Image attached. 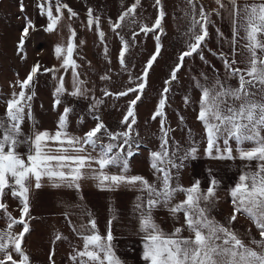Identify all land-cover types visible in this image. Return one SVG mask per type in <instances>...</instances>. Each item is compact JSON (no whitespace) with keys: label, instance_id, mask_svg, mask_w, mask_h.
I'll return each mask as SVG.
<instances>
[{"label":"snow or ice","instance_id":"6c2138e0","mask_svg":"<svg viewBox=\"0 0 264 264\" xmlns=\"http://www.w3.org/2000/svg\"><path fill=\"white\" fill-rule=\"evenodd\" d=\"M213 2L217 7L208 10L200 0H186L190 8V13L186 15H191L187 27L186 50L180 53L170 77L164 81L152 116L153 120L160 117L161 135L159 148L149 152V166L154 176L151 182L142 175L129 173L130 159L141 147L132 135L137 123L134 108L146 88L149 70L161 52L164 16L162 7L151 26L139 24V32L132 33L133 38L140 32L145 35L149 32L156 33L155 52L147 60L141 75L136 78L138 82L135 87H128L117 93L103 90L104 96L115 97L137 93L129 102L120 122L125 126L124 130H110L97 115L93 117L96 121L94 127L83 136H74L67 130L71 108L65 106L59 115L55 132L34 128L31 134L24 133L22 125L25 118L32 119L31 102L36 95L34 78L41 70L53 74L56 81L52 93L53 108L62 103L61 96L64 94L77 97L85 96L88 92L83 87L84 81L79 78V65L73 59L76 32L70 25L66 44L61 42L54 47V54L61 61L59 68L43 67L37 61L23 80H16L12 87H19V92L12 91L4 101V114L0 115V201L5 192L10 190L13 199L19 200L20 217L17 219L7 214V205L0 202V210L5 211L8 220L6 228L0 229V264H30V258L22 247L25 234L30 231L25 217L30 211V192L33 187L41 188L44 178H47L52 187L63 186L77 191L80 190V181L83 179H92L101 190H115L122 186L135 190L138 195L133 202V211L137 215L142 248L140 258L144 264H264V0H227V4L225 0ZM139 3L140 0H135L115 22L110 21L114 32L125 21L137 23L135 13ZM155 5L161 6V0H155ZM37 7L42 15L46 13L49 21L43 30L56 31L62 17L61 8H67V5L56 0L55 16L50 0H42ZM225 7L231 13L233 21L232 52L230 55L212 52V55L222 60L225 76H215L209 80L202 73L205 82L196 80L195 87L200 91L196 119L204 129L205 156L245 162L234 186L229 189L232 214L226 224L211 216L219 187V181L211 169L208 170L206 190L202 188L199 179H195L187 187L179 183V169L184 166L185 160L196 158L198 142L191 140L189 147L180 154L179 142L174 141L169 136L170 129L165 128L163 111L171 83L177 79L185 58L198 54L207 63L203 48L209 35L208 26L212 24L211 16L219 15L220 10ZM20 8L21 11L24 10L23 3ZM68 12L69 19L77 15L71 9ZM25 21L17 44L18 54L24 49L30 29L36 30L31 20L25 17ZM87 25L89 29L95 25L97 35L101 43H104L100 18L93 15L92 9L88 10ZM217 35L223 36V33L217 29ZM120 41L122 46L118 60L121 67L127 70L125 53L129 44L124 37H120ZM104 52L107 55V46ZM69 68L73 77L72 91L65 86V76L56 75L61 69L67 71ZM101 79L108 80L110 77L105 75ZM233 79L237 81L235 86L230 83ZM132 80L130 76L129 82L132 83ZM183 101L185 104L192 103L190 96H185ZM101 103L102 100L95 99L91 109L95 111ZM183 119L180 116L181 122ZM188 134L191 137L190 129ZM21 145H27L28 150L19 152L17 149ZM111 168H116L117 171L112 172ZM180 193L184 199L177 200ZM161 208L167 210L169 216L178 222L182 214L183 222L174 226L170 232L164 230L154 215ZM238 213L245 215L254 224L259 234L258 239L251 234V230L244 236L234 230L232 224ZM65 215L67 218V213ZM87 215L90 217L91 214ZM111 223L109 220L106 235H101L94 218H89L87 223H81L79 227L70 221L73 231L83 241L82 247H74L69 255L73 264H123L115 252ZM16 225L23 226L19 232L14 231ZM185 231L189 233L188 236L183 235ZM61 238L59 234L55 235V240ZM13 253L19 259L14 258ZM49 260H52V255Z\"/></svg>","mask_w":264,"mask_h":264},{"label":"rangeland","instance_id":"374dc122","mask_svg":"<svg viewBox=\"0 0 264 264\" xmlns=\"http://www.w3.org/2000/svg\"><path fill=\"white\" fill-rule=\"evenodd\" d=\"M120 8L119 14L112 19L114 21L125 11L129 6L135 3V0H119ZM200 2L211 10L217 6L213 0H200ZM23 3L24 10L21 11L20 4ZM39 0H0V115L4 114L5 103L12 91L19 92V87L13 89L12 85L15 84L17 79L23 80L21 70H28L30 68L28 62L30 57L26 46L32 43L34 46L43 47V61L41 64L46 67L47 64V51L45 41L42 40L40 33V22L42 21L41 15L32 9V6L38 5ZM162 7L164 16L162 19L163 33L161 35L160 44L161 52L157 60L149 70L147 77L146 88L143 91L142 98L137 102L134 108L137 123L134 125L132 132L133 137L143 147H149L140 150L139 153L130 159V165L138 164L141 166L149 165V154H144L143 151L150 152V150H157L160 145V117L155 120L152 119L153 113L156 109L160 93L164 87V81L170 77L172 68L177 63V58L180 53L186 50V42L188 40L187 27L190 23L191 15L189 5L186 0H161V6L155 5V0H140L136 8L135 20L136 24L124 22L123 26L117 29L114 33L113 49L111 52L110 65V79L107 82V90L112 93L124 91L128 87H135L138 82L136 80L144 69V66L149 57L155 52L156 41L154 36L156 33L149 32L147 35L140 32L133 38V31L139 32V24H146L151 26L159 10ZM199 7V4L197 5ZM99 12V11H98ZM114 13L108 8L105 14L109 15ZM25 17L32 21L36 30L30 29V35L25 40V46L22 52L18 54L17 44L19 42L21 31L26 23ZM212 24L208 26L209 35L206 38V46L203 48V54L207 63L200 59L198 54H193L184 60L183 66L177 73V79L171 83L170 91L167 94V101L164 111L165 128L170 129L169 136L179 142L181 146L180 154L189 147L191 140L197 141V147L205 148L206 141L204 139L203 125L196 119L199 111L198 101L200 98V91L195 87L196 80L204 83L205 74L209 80L215 76L224 77L225 69L222 60L218 56L212 55V52H224L231 54V49L225 48L220 45V37L217 35L219 26V15L213 14L211 16ZM119 33V35H117ZM120 37H124L128 41L129 47L125 53L126 69L121 67L118 60L119 52L121 49ZM31 45V44H30ZM115 46L117 49H115ZM211 50V52L209 51ZM25 54V55H22ZM23 57V59L21 58ZM27 63V64H26ZM43 71V70H42ZM44 72V71H43ZM44 74H46L44 72ZM27 74H25L26 77ZM132 77V83L129 82V77ZM44 77H46L44 75ZM195 78V80L193 79ZM42 83H34V90L42 91L47 97H41L36 104L32 103V119L25 118L23 124L33 122L37 123H50L55 124L58 122L59 115L63 112L65 106L71 108L68 114V120L72 126H78L88 131L95 126L93 117L95 112L101 110L104 117L108 120L121 121L123 115L127 111L129 102L135 98L137 93H129L124 97L104 96L102 94V109L95 111L91 110L88 106L80 103L77 100H68L62 98V103L56 108H53V95L48 88L47 81L43 80ZM232 85H236L235 79L231 80ZM37 94V93H36ZM190 96L192 103L185 104L183 98ZM43 112V115L40 109ZM180 116H183V122L180 121ZM72 118V119H71ZM74 118V119H73ZM28 122V123H26ZM124 125L121 126V131L124 130ZM189 129L191 130V137H189ZM235 146V144L233 143ZM247 146V145H246ZM137 160V162H136ZM191 160H185L184 166L179 169V183L185 187L195 180L199 179L202 182V188L208 187V170L204 165H200L199 170L195 172L192 169ZM189 166V168H188ZM204 169V170H202ZM175 172V170H173ZM230 187L217 188V199L211 209V216L221 223H227L228 218L232 214L231 197L229 195ZM177 200L184 199L182 193L178 194ZM6 213L12 217L19 219L20 207L15 203L8 202ZM4 211V210H3ZM4 211V219L7 220V214ZM28 222L30 231L25 234L22 247L30 258V264H73L69 259L73 248L82 247L83 241L74 237L66 228L62 227L57 221L52 222L50 218L40 217L39 221H35L31 217H25ZM22 225H16L17 232L22 229ZM232 227L241 236H244L249 230L251 234L257 239L259 234L254 224L243 214L238 213L237 219L233 222ZM124 229L132 230L130 227ZM187 236L189 233L186 231ZM59 234L62 238L55 240V235ZM113 243L115 245V252L117 256L123 261V264H144L141 260V240L140 238L133 239L131 236L123 237L113 236ZM245 239H247L245 237ZM52 255V260L49 256ZM14 258L19 259L13 253Z\"/></svg>","mask_w":264,"mask_h":264},{"label":"crops","instance_id":"0c3cea01","mask_svg":"<svg viewBox=\"0 0 264 264\" xmlns=\"http://www.w3.org/2000/svg\"><path fill=\"white\" fill-rule=\"evenodd\" d=\"M34 1V0H33ZM119 0H60L62 5H67V8H61L62 17L57 25L56 31L45 32L43 29L49 23L46 13L41 14L40 8L37 5L32 6V9L41 15L42 21L40 22V33L42 40L45 41L46 51H47V68H52L53 66L59 68L61 61L58 60L54 54V47L58 43L64 42L66 44L67 38L69 36V25L76 32V37L74 38V43L76 45L73 59L79 65L77 71L79 72L80 80L84 81L83 87L88 89L85 96H71L64 94L62 98L68 100H77L88 106L91 109L92 104L95 99L102 100L103 90L107 88L108 80H102V76L110 75V65L113 59H111V52L113 49L114 31L110 26V21L115 22L112 18L119 14L120 8L122 6L118 2ZM211 1V0H208ZM41 3L42 0H39ZM242 2V0H241ZM53 15H56V0H50ZM227 4V0H225ZM110 8L112 12L109 15L105 14V11ZM68 9H71L77 15L69 19ZM93 10V15L100 18V30L104 33V43H101L100 38L97 35L95 25L89 29L87 25L88 20V10ZM99 11V12H98ZM219 30L223 33L220 37V45L225 48L231 49L232 52V31H233V21L232 15L228 11V8L220 10L219 14ZM116 36V34H115ZM81 41L83 43H81ZM31 44V45H30ZM26 46L28 50V55L30 57V62H28L30 68L37 62L43 61V47L42 44L34 46L30 43ZM107 46L108 52L105 55L104 48ZM115 49L117 47L115 46ZM25 55V54H22ZM239 59V57H237ZM44 62V61H43ZM30 68L26 70H21V75L25 78ZM63 74L65 76V86L69 91H72V71L69 68L67 71L61 69L56 75ZM44 75L46 77H44ZM47 81L48 88L51 93L54 91L56 81L53 79V74L46 73L41 70L37 76L34 78V83H42L41 81ZM37 90V89H36ZM37 93L31 103L38 104L37 101L41 97H46L42 91H36ZM47 98V97H46ZM102 109V103L97 107V109ZM40 109V108H39ZM96 109V110H97ZM92 110V109H91ZM42 115L43 112L40 109ZM72 119V118H71ZM74 119V118H73ZM58 120V119H57ZM28 123V122H26ZM57 123H33L23 124V131L25 134H31L33 129L38 130H48L50 132L56 131ZM68 132L74 136H83L85 129L78 126H72L68 120ZM233 147H235L233 145ZM19 152L24 153L28 150L27 145H21L17 149ZM151 151V150H150ZM149 154L143 151V155ZM149 157V156H148ZM135 158H138L135 157ZM192 170L198 171L200 165H204L207 170L211 169L212 174L219 181V187H232L234 186L239 170L244 166L245 162L236 160H221V159H211L204 154V147H198V153L195 159H191ZM137 162V160H136ZM252 167H255V162H252ZM189 168V166H188ZM204 170V169H202ZM110 171L116 172V168H111ZM130 175H142L146 177L150 182L154 180L152 174V169L150 166H141L138 164L130 165ZM34 184V182H33ZM80 190L77 191L75 188L69 187H52L47 178L42 180V187L39 189L32 188L30 192V211L27 217H31L32 220L41 222L40 217L50 218L52 222H58L64 227L67 226V230L78 239H81L76 232L73 231L71 224L79 227L81 223H87L89 218H94L96 221L97 229L101 235H106L109 220L111 223V230L113 236H120L119 240H124L123 237L131 236L132 240L140 238L138 234V221L137 215L133 211V202L138 193L128 187H120L115 190H101L96 187L95 182L92 179H83L80 181ZM218 187V188H219ZM5 204L8 202L15 203L17 207H20L18 199H13L11 191L5 192L2 201ZM67 213V218L66 214ZM90 213V217L87 215ZM4 211L0 210V229H5L7 226V221L4 219ZM155 219L157 223L166 231H172L174 226H179V223L183 222V216L179 217V222L172 219L167 210L161 208L155 213ZM124 227H130L132 230L124 229ZM14 231L17 229L14 227ZM184 236H187L186 231L183 232ZM82 240V239H81ZM2 258V257H0Z\"/></svg>","mask_w":264,"mask_h":264},{"label":"built area","instance_id":"2783aa9c","mask_svg":"<svg viewBox=\"0 0 264 264\" xmlns=\"http://www.w3.org/2000/svg\"><path fill=\"white\" fill-rule=\"evenodd\" d=\"M99 116V118H100V120H102L105 124H106V126L110 129V130H112V131H114V132H116V131H121V126H123L120 122L121 121H113V120H108V119H106L105 117H104V115H103V113L101 112V110H98V112L96 111L95 112V116ZM96 123V121L94 120V124ZM147 148H149V147H143L142 145H141V147L139 148V150H138V152L133 156V157H135L138 153H139V151L142 149V150H144V149H147ZM141 150V151H142ZM132 157V158H133ZM131 158V159H132Z\"/></svg>","mask_w":264,"mask_h":264}]
</instances>
